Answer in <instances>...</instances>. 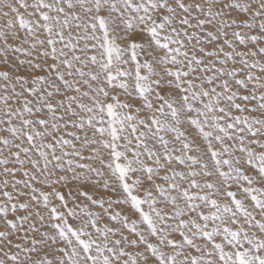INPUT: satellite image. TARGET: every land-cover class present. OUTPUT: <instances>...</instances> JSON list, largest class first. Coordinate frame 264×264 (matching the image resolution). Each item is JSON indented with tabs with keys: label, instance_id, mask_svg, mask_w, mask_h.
<instances>
[{
	"label": "snow or ice",
	"instance_id": "1",
	"mask_svg": "<svg viewBox=\"0 0 264 264\" xmlns=\"http://www.w3.org/2000/svg\"><path fill=\"white\" fill-rule=\"evenodd\" d=\"M0 264H264V0H0Z\"/></svg>",
	"mask_w": 264,
	"mask_h": 264
}]
</instances>
